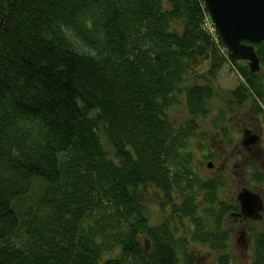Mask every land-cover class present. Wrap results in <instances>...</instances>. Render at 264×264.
I'll return each instance as SVG.
<instances>
[{
	"label": "trees",
	"instance_id": "1",
	"mask_svg": "<svg viewBox=\"0 0 264 264\" xmlns=\"http://www.w3.org/2000/svg\"><path fill=\"white\" fill-rule=\"evenodd\" d=\"M207 17L202 0H0V264H198L190 241L235 264L222 217L237 206L221 209V181L193 171L188 141L215 110L225 63L238 108L264 113V82ZM255 51L264 68V41ZM179 104L189 119L177 126ZM255 237L251 264H264Z\"/></svg>",
	"mask_w": 264,
	"mask_h": 264
},
{
	"label": "rangeland",
	"instance_id": "2",
	"mask_svg": "<svg viewBox=\"0 0 264 264\" xmlns=\"http://www.w3.org/2000/svg\"><path fill=\"white\" fill-rule=\"evenodd\" d=\"M208 62L204 63L196 70V74H204L208 67ZM259 72L264 82V68L260 65ZM198 76L189 74L186 76V85L199 82ZM240 76L236 74L234 68L228 63L224 64L218 72L217 82L219 90L213 96L214 109L212 113L203 119H200L199 129L194 136L189 138L188 152L192 159L193 171L203 177L222 180V176L218 174L221 170L227 177L223 185L224 193L228 197L235 199L236 195L244 189L254 192L259 196L261 206L264 208V175L259 182H255L252 177V172L261 171L264 173V113L255 114L253 104L247 102L242 107L238 108L228 96V91L233 89L239 82ZM222 108L225 111L224 118L227 123V133L220 132L219 111ZM168 117L174 125H181L189 119L187 111L183 104L176 105L169 109ZM214 120L216 123L214 124ZM244 129H251L253 133L259 135V141L251 148V152L247 151L241 140L243 138ZM101 142L108 151L103 134L99 133ZM232 137V139H231ZM232 140V143L230 141ZM253 150V151H252ZM211 154V155H210ZM210 155V156H209ZM211 163V167H208ZM253 163V169L249 166ZM252 169V170H251ZM257 170V171H256ZM218 174V175H217ZM220 187L222 183H220ZM142 202L147 216L152 222H157L162 219V210L159 206V201L156 200L153 189H145L141 191ZM223 195V194H222ZM204 196V195H203ZM200 196V198H203ZM218 198L220 200V188L218 190ZM236 200V199H235ZM165 215V214H164ZM259 216V215H258ZM258 218V217H257ZM226 222V227L224 226ZM222 226L228 234L230 254L235 257V264H251V246L254 245L256 229H264V214H260L259 218L254 220L241 222L235 220L232 224L231 219H224ZM250 227L246 234L243 229ZM242 230L243 233L239 231ZM242 239L247 240L249 251H244ZM149 243V242H148ZM209 247L197 242H192L187 246V252L193 255L198 264H215V251L208 249Z\"/></svg>",
	"mask_w": 264,
	"mask_h": 264
},
{
	"label": "water",
	"instance_id": "3",
	"mask_svg": "<svg viewBox=\"0 0 264 264\" xmlns=\"http://www.w3.org/2000/svg\"><path fill=\"white\" fill-rule=\"evenodd\" d=\"M217 35L232 59L244 60L251 72L260 69L255 45L264 41V0H202ZM244 144L258 139L249 129H244ZM241 212L257 211L259 198L247 189L238 193ZM149 249L148 239L144 240Z\"/></svg>",
	"mask_w": 264,
	"mask_h": 264
},
{
	"label": "flooded vegetation",
	"instance_id": "4",
	"mask_svg": "<svg viewBox=\"0 0 264 264\" xmlns=\"http://www.w3.org/2000/svg\"><path fill=\"white\" fill-rule=\"evenodd\" d=\"M263 129V128H262ZM250 131H251V133H253L252 132V130L251 129H249ZM254 134H256L257 135V137H258V139L257 140H255L253 143H249L248 145H245L244 144V139H245V137H244V135H243V138H242V140H241V145H243L244 147H245V149L247 150V151H249V152H251V148H253L257 143H258V141H259V135L257 134V133H254ZM263 135H264V132H263ZM232 139V138H231ZM232 143V140L230 141V143L229 144H231ZM256 147V146H255ZM255 147L253 148V149H255ZM253 151V150H252ZM211 155V154H210ZM209 155V156H210ZM253 164V163H252ZM208 167H211L212 165H211V163H208V165H207ZM222 170V169H221ZM221 170H219L220 172L218 173V174H220L221 176H222V180H221V183H222V186L220 187V207H221V209L222 210H224L225 208H226V206H228V204L229 205H236L237 206V210H234V211H231L229 214H228V218L229 219H231V221H232V224L231 225H233L235 222V220H237V221H239V222H241V225L242 224H244L245 223V221H248V220H254V221H256L258 218H259V216H260V214H264V208H263V205L261 206V202H259L258 203V206H260V208L257 210V211H254L253 213H244V212H241V209H240V202H239V200H238V198H237V195H236V197H235V199H233V198H229L228 197V195H227V193H224V191H223V185H224V182H225V179H226V175H224L225 173L223 172V171H221ZM260 174H261V176H263L264 175V173L263 172H261V171H258ZM217 174V175H218ZM255 181V180H254ZM259 182V181H258ZM254 193V192H253ZM200 193H198V195H199ZM223 194V195H222ZM203 195V193L200 195V196H202ZM257 195V194H256ZM257 197L259 198V196L257 195ZM259 215V216H258ZM258 217V218H257ZM222 218H226V215L224 214V216L222 217ZM224 222V221H223ZM234 222V223H233ZM240 225V226H241ZM224 226L226 227V222H224ZM243 226H241V228H242ZM224 228V227H223ZM243 229V228H242ZM225 230V229H224ZM248 230H251V228L250 227H248V228H246V230L245 229H243V231L246 233V234H248ZM256 231L258 232V233H262V234H264V229L263 230H259V229H256ZM240 233H243L244 234V232H242V230H240L239 231ZM242 243H243V245H244V251H249V248H248V242H247V240L246 239H242ZM207 246V245H206ZM253 248H254V245H252L251 246V256H253ZM209 250H212L213 251V249H211L210 247L208 248ZM227 251H229V253H230V250H229V245H228V248H227ZM214 252V251H213ZM216 253V252H215Z\"/></svg>",
	"mask_w": 264,
	"mask_h": 264
},
{
	"label": "built area",
	"instance_id": "5",
	"mask_svg": "<svg viewBox=\"0 0 264 264\" xmlns=\"http://www.w3.org/2000/svg\"><path fill=\"white\" fill-rule=\"evenodd\" d=\"M204 27H205L209 32H212V31H213V27L211 26V24H210L207 20H205Z\"/></svg>",
	"mask_w": 264,
	"mask_h": 264
}]
</instances>
